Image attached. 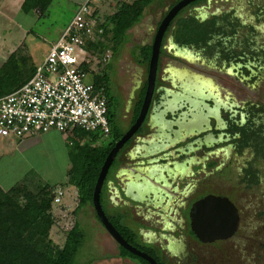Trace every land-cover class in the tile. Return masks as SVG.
<instances>
[{
	"label": "flooded vegetation",
	"instance_id": "1",
	"mask_svg": "<svg viewBox=\"0 0 264 264\" xmlns=\"http://www.w3.org/2000/svg\"><path fill=\"white\" fill-rule=\"evenodd\" d=\"M215 2L229 6H213ZM242 3L254 6L252 22L258 23L264 14V0H194L172 18L161 40L146 116L114 156L99 192L100 206L111 225L136 230L140 237L135 236L134 244L130 245L153 258L156 264H212V248L229 241L239 230L245 191L260 183L256 164L264 160V105L236 102L230 95L222 98L221 103L206 71L228 74L233 70L237 77L231 76L243 85L248 79L253 83L264 79V42L259 45L257 28L241 22L236 14L234 5ZM181 18L219 34L211 33L198 48L177 44L174 36ZM244 38H249L248 45L242 42ZM250 52L260 55H256V60L252 57L246 61ZM136 68L140 73L145 69L144 80L141 79L139 89L135 83L136 90L131 95H125L122 88L125 76L115 68L110 71L105 67L96 74L105 81L104 90L112 113L116 114L114 118L119 115L121 123L127 125L122 134L133 123L135 107L139 100L141 104L145 89L147 64L144 69ZM191 75L196 78L191 79ZM141 142L146 146L136 147ZM127 163L142 169L140 172L130 169L133 174L123 181L118 175L113 176L108 184V174L114 166ZM151 180H157L163 191L152 185ZM105 192L115 200L116 195L119 205L105 207ZM205 196L226 199L235 208L237 227L227 239L201 243L191 234L189 207ZM259 213L264 214V204ZM148 229L144 243L140 232ZM126 259L129 264H140L136 258ZM215 259L222 262L221 256Z\"/></svg>",
	"mask_w": 264,
	"mask_h": 264
},
{
	"label": "rangeland",
	"instance_id": "2",
	"mask_svg": "<svg viewBox=\"0 0 264 264\" xmlns=\"http://www.w3.org/2000/svg\"><path fill=\"white\" fill-rule=\"evenodd\" d=\"M68 1L53 0L43 14H38L32 10L23 14L24 12L21 10L22 13H18L16 17L6 18L5 22L0 18V65L6 62V60L16 58L17 53L26 54L30 63L34 66L41 63L48 49L55 43L73 16L74 6L69 4L71 2ZM106 1L103 0L102 3L100 0V3H98V0H90V3L92 6L97 5L98 12L103 11L104 14H108L110 12L108 6H103ZM108 1L112 2V0ZM124 1L129 2L132 0ZM156 1L160 2L163 0ZM166 1L171 3L174 0ZM212 4L213 6H221L223 8L229 6V4L223 2ZM234 9L240 17L241 22L250 23L257 28L258 33H260L258 44L262 45L264 42V14H262V19L258 23H254L252 22V14L255 12L254 6L248 7L242 3L234 5ZM151 10H148L149 13L145 10L149 18L153 15H150ZM101 36L102 39L100 41L103 40V37L105 39V42L101 43V46H104V50H102L104 52L100 55H92L91 53L94 61L89 67L87 65L84 71L83 81L85 83H90L95 73L98 74L94 65H100L103 63V59L109 58V55L113 56V59L112 56L110 57L111 59H106V64L108 65L106 68L111 69L110 71L114 69L113 63L116 61L118 53L119 57L122 58V63H131L133 65L130 55L132 57L136 55V48L131 49L130 52H117L119 46H115L112 50L109 47L111 51L106 52L108 47V39L106 40L108 38L107 33ZM207 61L212 64L210 59ZM204 64L211 65L207 62H204ZM99 70H101V67H99ZM250 70L253 71L252 68ZM129 71L130 73L128 74L133 75L132 80L138 78L137 71L134 68L129 69L127 72ZM206 71L212 80L213 86H216V88H212H215V93H218L217 98L221 100V103H224L222 102L224 101L222 98L230 95L236 102L249 101L257 102L260 106L264 105V79L257 80L254 83L252 79H248L243 82V85L239 83V80L231 76L235 75L237 77V74L233 73V70L228 74H217L211 70ZM142 74L144 75V70H142L140 76L144 80ZM246 76L247 74L243 75L244 78ZM195 78L191 75V79ZM221 120L220 113L218 112V122H221ZM114 121L121 131L126 129L127 125L121 123L119 115L114 118ZM85 136L87 137L86 132ZM68 137L67 133L49 131L46 134H40L36 137H26L22 140L0 138V177L8 175L11 181L7 182V186L10 187L2 191L6 192L11 187L18 185L16 188L21 189V192L15 196V199L23 203L24 192L29 191L32 194H36L40 186L55 184L56 188L58 187L55 193L59 191V199L61 195L63 197L61 201L59 200L60 203L52 205L51 208V214L54 216L55 223L48 232L50 241L56 247H61L64 240V230L70 227L73 220H75L83 238L78 251L72 257L73 264H120L115 262V259L113 260L111 257V253L114 251V242L106 235V232L95 217L92 207L85 205L78 209L74 216L71 215V206L62 207L67 195L70 201L76 199L73 187L64 184L63 190H61L59 189L60 185L57 186L60 182L64 183L65 174L70 167L68 161L70 140L67 139ZM96 138V143L101 145L107 144L111 140L109 136H96ZM256 168L259 171L260 183L255 189L245 191L242 197L241 215L238 224L239 230L229 241L223 243L221 246L212 248V264H264V214H258L264 204V200L262 199L264 196V160L258 162ZM217 256H221L220 261L222 262L215 259Z\"/></svg>",
	"mask_w": 264,
	"mask_h": 264
},
{
	"label": "trees",
	"instance_id": "3",
	"mask_svg": "<svg viewBox=\"0 0 264 264\" xmlns=\"http://www.w3.org/2000/svg\"><path fill=\"white\" fill-rule=\"evenodd\" d=\"M50 1L23 0L21 10L24 13L32 10L38 14H43ZM152 1L132 0L129 3L122 2L118 5L115 13L99 25L103 34L107 33V49L110 45L114 48L123 42L125 31L140 20L144 8ZM190 22L188 23V21L181 18L176 23L178 31L174 39L177 44H186L198 48V46L204 45L205 39L211 33L219 34L218 31L211 28V25H209L212 24L211 22L207 26L211 29H205L202 25L192 23L193 20ZM248 40L249 38H244L242 42L248 45ZM103 41L105 42L104 37L102 41L94 44L88 43L89 45L87 44L86 48L90 49L92 55H100L104 52L102 51L104 46H101ZM91 45L94 46L92 50ZM149 52L150 47L145 49L144 52H139L142 63L147 64ZM256 55H260V53L250 52L246 54L245 60L247 61L252 57L253 60H256ZM34 69L35 66L30 63L26 54L17 53L16 58L1 63L0 96L10 93L22 85L32 76ZM85 70L86 67L83 66L82 72ZM87 84H90L94 91H101L107 101L106 121L108 133L106 136L111 137V140L104 145L97 144L96 136H101L98 131L95 133L86 132L87 137L85 132L79 131V129H74L67 134L69 135L67 139L70 140V152L68 153L70 167L65 174L64 183L60 182L57 186L60 185L59 189L63 190L65 184L75 189L76 202L71 211L72 216L76 215L78 209L85 205L91 207L92 189L99 168L114 142L122 135L121 129L115 125L113 110L108 103L104 90L105 81L95 73L91 78V82ZM139 105L140 100L135 107L133 118L138 112ZM85 139L87 140L85 141ZM17 186L11 187L6 192L0 189V264H73L72 257L78 251L83 238L76 221L73 220L71 226L64 230V240L61 247H56L48 238V232L55 223L54 216L51 214L52 205L58 203L59 200L61 201L63 197L61 195L59 199L57 195L59 191L55 193L58 187L56 188L55 184H46V186H40L36 194L26 191L23 197L24 202L20 203L15 199V196L21 192V189L16 188ZM56 198L57 202H55ZM112 225L127 243L134 244L135 234L131 230L119 224L112 223ZM118 249L122 257L136 258L119 246ZM138 260L140 263L146 264L144 261Z\"/></svg>",
	"mask_w": 264,
	"mask_h": 264
},
{
	"label": "built area",
	"instance_id": "4",
	"mask_svg": "<svg viewBox=\"0 0 264 264\" xmlns=\"http://www.w3.org/2000/svg\"><path fill=\"white\" fill-rule=\"evenodd\" d=\"M93 13L89 0L80 4L32 76L0 96V138L22 140L49 131L69 134L74 129L107 135V101L101 91L83 81L82 67L94 61L85 46L102 38Z\"/></svg>",
	"mask_w": 264,
	"mask_h": 264
},
{
	"label": "water",
	"instance_id": "5",
	"mask_svg": "<svg viewBox=\"0 0 264 264\" xmlns=\"http://www.w3.org/2000/svg\"><path fill=\"white\" fill-rule=\"evenodd\" d=\"M191 1L194 0H178L165 12L161 20L158 22L150 42L145 89L137 115L133 123L120 136V138L114 142L113 146L106 154L99 168L91 194V207L104 231L117 246L134 257L144 261L146 264H156V262L144 252H141L128 244L111 225L100 206L99 192L114 156L122 148L124 143L137 131L146 116L149 101L153 93L158 54L163 34L176 13ZM151 184L155 185L160 191H163V186L158 184L157 180H155V182L151 180ZM187 220L189 230L194 238L201 243H208L216 240H224L230 237L237 227L238 216L235 208L226 199L205 196L191 204L188 210Z\"/></svg>",
	"mask_w": 264,
	"mask_h": 264
},
{
	"label": "crops",
	"instance_id": "6",
	"mask_svg": "<svg viewBox=\"0 0 264 264\" xmlns=\"http://www.w3.org/2000/svg\"><path fill=\"white\" fill-rule=\"evenodd\" d=\"M52 1L53 0L50 1L48 7L50 6ZM65 1H67V0H65ZM85 1L86 0H69L68 2H71L69 4H72L74 6V11H75V9L80 4H82ZM101 1L103 3V0H101ZM107 1H106V3L103 6H106V5L108 6V9L110 11L108 14H106V13L104 14L103 11L102 12H98L97 5L96 6H94V5L92 6V4L90 3V6L94 8L93 20H94L95 27H97V25H98V27H100L99 25L101 23H104L106 20H108V18L115 13V11H116V9H117V7H118V5L120 3H122V2L129 3V2H131V1L126 2L124 0H112V2H109V1L107 2ZM22 2H23V0H0V18H2L4 20V22H5L6 18L16 17L18 13H22L21 12V4H22ZM173 2L169 3L166 0L157 2L156 0H153L152 3H150L148 6H146L144 8L140 20L136 24L132 25L129 29H127L125 31L123 42L119 45V49H118L117 52H130L131 49L136 48V55L133 56V57L130 55V57H131V59L133 61V65L131 63H125V64L122 63L121 62L122 58L119 57L120 56L119 53L117 55L116 61L113 63L116 72L122 73V75L124 74V76H125L124 77V81L122 82V88H124V90L126 91L125 95H127V94L131 95L136 90V89H133L135 83H137V87L136 88L137 89L140 88V86H141V83H140L141 82V78H140L141 70L137 69L136 67L140 66L142 68L143 67L145 68L146 64L141 62V58H140L139 52H144V50L147 49V48L149 49L150 42L152 40V36L154 34V31L156 29V26H157L159 20L161 19V17L165 13V11L168 9V7H170V5ZM98 3H100V0H98ZM149 9L153 10V11L151 10V14H150V15L153 14L152 15L153 17L150 16V18L147 16V14L149 13V11H148ZM145 10L148 13L147 12L145 13ZM23 14H26V13H23ZM102 34H103V31H102ZM135 42H137V43L135 44ZM92 43L94 44L95 42H92ZM92 43L90 42L89 44H92ZM86 47L87 46H85V51L86 52H91L90 49H87ZM93 47L94 46L91 45V47H90L91 50H92ZM110 48H112L111 45H110ZM108 51H111V50L110 49H106V52H108ZM111 56L109 55V58L107 60L111 59L110 58ZM112 59H113V56H112ZM107 60H105L100 65L99 64H97L96 66L94 65V68L96 69V72L98 71L99 67H101V69H102L103 67L105 68V67L108 66L106 64ZM131 68H134L137 71V77L138 78L135 79V80H132L133 79V77H132L133 75H129L128 74V73H130V71L127 72ZM128 86H130V87L127 88ZM141 141H145V139H142ZM139 146L141 148V147H145L146 145H145L144 142H141V145H137L136 147H139ZM133 161H135V159H133ZM134 166L135 165L132 164V163H127L126 165H123V166H119V164L115 165L113 170L111 171V173L108 174L110 177H109L107 183L109 184V181L112 180L113 176H116V175H118V178H120L121 181H123L124 179H127L129 176H131V174H133V173H130V169L138 170L139 172L141 171V169H142L141 167H139V166L138 167H134ZM9 181H10V178H8V175L1 176L0 177V189L1 190H4L5 188L8 189L10 186H7V182H9ZM114 197L116 198V200L113 199L112 196L108 195L107 192H105L103 194V200H104L105 207H108L110 209V207H114L115 208L116 206L119 205L118 204L119 203V199L117 198L116 195H114ZM72 200H73V198H72ZM74 201L76 202V199L73 200V201H70L69 196L67 195L66 199H64V204H63L62 207L64 208L66 206H71L72 210H73V208L75 207V202ZM133 232H134L135 236H137L138 238L140 237V236H138V233H136V230H134ZM140 233L142 234L141 235L142 242L146 243L147 241L145 240V237L149 233V229L145 230V231H141ZM106 235L108 236L107 233H106ZM108 238L111 239L109 236H108ZM113 247H114V251L111 253V257L113 258V260L115 259V262L120 263V264H129V262L126 259L127 257H122L121 256L120 250L118 249V246H116L115 243H114ZM136 264H138V263H136Z\"/></svg>",
	"mask_w": 264,
	"mask_h": 264
}]
</instances>
